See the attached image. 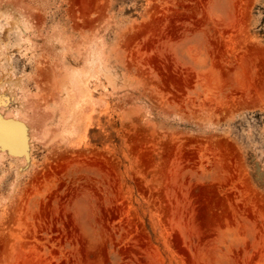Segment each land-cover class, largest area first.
Wrapping results in <instances>:
<instances>
[{
    "label": "rangeland",
    "instance_id": "rangeland-1",
    "mask_svg": "<svg viewBox=\"0 0 264 264\" xmlns=\"http://www.w3.org/2000/svg\"><path fill=\"white\" fill-rule=\"evenodd\" d=\"M0 264H264V0H0Z\"/></svg>",
    "mask_w": 264,
    "mask_h": 264
}]
</instances>
